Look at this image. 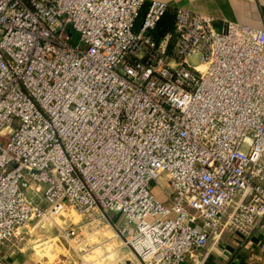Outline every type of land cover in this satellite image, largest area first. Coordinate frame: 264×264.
Listing matches in <instances>:
<instances>
[{"label": "built area", "instance_id": "2783aa9c", "mask_svg": "<svg viewBox=\"0 0 264 264\" xmlns=\"http://www.w3.org/2000/svg\"><path fill=\"white\" fill-rule=\"evenodd\" d=\"M167 10L0 0V246L68 205L79 252L116 213L142 264H183L264 219V29L178 8L156 39Z\"/></svg>", "mask_w": 264, "mask_h": 264}, {"label": "crops", "instance_id": "0c3cea01", "mask_svg": "<svg viewBox=\"0 0 264 264\" xmlns=\"http://www.w3.org/2000/svg\"><path fill=\"white\" fill-rule=\"evenodd\" d=\"M149 1L151 0H145L146 3ZM158 1L165 2L168 9L173 11L185 8L192 12L209 15L219 28L231 22L264 29V0ZM155 186L157 185L153 184V188ZM108 217L111 223L108 222L105 225V229L98 238L103 243L102 251L109 253L112 258L107 263L100 264H142L131 248L123 244L124 237L117 232V227L121 224L120 216L109 213ZM95 240L97 241V237ZM263 244L264 219L256 221L246 230H223L218 239L210 240L204 248L187 254L183 264H192L194 260L201 257L204 258L203 264H264ZM27 254V252L16 254L15 260L7 264H32L34 260L31 261L32 258Z\"/></svg>", "mask_w": 264, "mask_h": 264}, {"label": "rangeland", "instance_id": "374dc122", "mask_svg": "<svg viewBox=\"0 0 264 264\" xmlns=\"http://www.w3.org/2000/svg\"><path fill=\"white\" fill-rule=\"evenodd\" d=\"M68 32L72 34L69 43L72 45L76 44L78 42V33L72 29H68ZM192 62L196 64L199 60H193ZM152 191L159 200H166L165 191H167V187L165 186V179L161 178ZM169 217L173 218L174 213L169 214ZM84 219V216L80 215L72 206L67 205L57 215L53 216L52 221L54 222L45 220L36 227H34V224L29 223L25 228L18 230V232H22L23 240L20 242L18 240L19 234H16L11 240L4 242L0 246V257H2L5 264L15 260L16 254L23 252L28 253L27 256L32 258L31 261L34 260L31 262L32 264L107 263L112 257H110L109 253L102 251L103 243L99 241V238H97V241L95 238L91 240V246L88 250L79 252V247L75 241L65 239L57 234L55 223L67 227L80 223ZM107 228L109 230V227Z\"/></svg>", "mask_w": 264, "mask_h": 264}, {"label": "trees", "instance_id": "16d2710c", "mask_svg": "<svg viewBox=\"0 0 264 264\" xmlns=\"http://www.w3.org/2000/svg\"><path fill=\"white\" fill-rule=\"evenodd\" d=\"M143 13H144V10L141 12L139 20L143 16ZM174 21H175V11L168 9L158 21L153 31L154 37L158 39L162 37L164 34L168 32H172Z\"/></svg>", "mask_w": 264, "mask_h": 264}]
</instances>
